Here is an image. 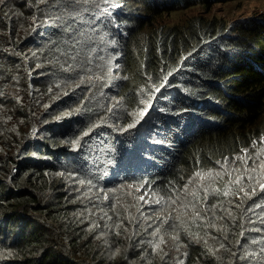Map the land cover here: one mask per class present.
<instances>
[{
    "label": "trees",
    "instance_id": "16d2710c",
    "mask_svg": "<svg viewBox=\"0 0 264 264\" xmlns=\"http://www.w3.org/2000/svg\"><path fill=\"white\" fill-rule=\"evenodd\" d=\"M218 1L0 0V264H264L247 241L246 161L209 171L264 131V17L160 18ZM93 19L107 22L104 40ZM168 77L186 89L158 91ZM146 126L163 156L125 165L138 143L148 148ZM89 127L102 160L85 169L70 147H85L78 135ZM97 168L99 180L117 176L100 188L85 173ZM122 169L162 195L150 219Z\"/></svg>",
    "mask_w": 264,
    "mask_h": 264
},
{
    "label": "clouds",
    "instance_id": "9594fccd",
    "mask_svg": "<svg viewBox=\"0 0 264 264\" xmlns=\"http://www.w3.org/2000/svg\"><path fill=\"white\" fill-rule=\"evenodd\" d=\"M117 7H115V8H117ZM45 20H49V17L48 16L45 17ZM38 24H36V26L33 30L35 31L34 32L35 35H37L36 32L40 30L41 33H40V35H38V38L41 40V38L45 37L48 34V29L45 28L44 26L42 27L43 23H38ZM38 65H41V64H38ZM28 79H29V83H30V88H33L34 85L31 84V80H32L31 75L29 76ZM170 104L171 103H169L168 105H170ZM39 128L40 127L38 125V122L35 119L32 120L30 128H29V136L32 139H36ZM109 131L110 130H107L105 132H109ZM148 131H149V126H146L143 129V133H144V139L146 140L145 142H146L148 148L143 147V145H142V147L140 148V151H139V155L141 157L142 156H148V154L150 153V150H151L153 153H156L158 156H163L162 149H159V147H160L159 145L161 142V140L159 139V136L154 135V129H153V131L146 137V134L148 133ZM119 132L120 131H118V133ZM97 134H98V132H94L92 127L86 128V129H84L83 132L79 133L78 136L86 138L87 141H85V144H84L85 147L83 149H82V146H80V143H78V146L80 147V149L77 148V144H76L77 140L76 139H75L74 143L71 145V147H70V149L72 150L71 153L76 158V160L74 161L75 165L77 164V162L83 161L84 168L90 169V168H94L96 164L101 162V160H102L101 153L99 152L98 149L96 151H94L96 149V146L103 142L102 139H100ZM260 135H262L264 137V131H261ZM89 137H90V141L88 144ZM254 141L257 142V144H258V140L256 138L254 139ZM263 142H264V140H263ZM258 145L263 146L261 144H258ZM249 148L250 147L247 146V147H245V150L247 151ZM130 164L132 165V167L134 166V164H132V163H130ZM244 168L246 171L249 172L248 179L250 181H253V183H254L252 186L253 193L250 195V207H249V211L251 212V219L253 221V225L250 229L251 235L248 237L247 241L251 242L250 243L251 245H257V249H255V250L260 249L259 251H261L262 257H264V154L255 158V159L246 161ZM124 169H122V171L120 170L118 174L119 175L123 174ZM74 170H75V167H74ZM218 172L219 171L210 172V173L215 174ZM124 174H126V173H124ZM235 175H237L238 185L242 186V184H243L242 179L243 178L239 177L237 172H234L233 174H231L232 177H234ZM73 176L74 175H72V178H74ZM116 176H117L116 172L111 173L109 177H104V179L102 180V183L105 182V183L109 184L111 179L116 178ZM95 183L96 182H94V181L91 183H88V178H80L79 185L83 186L85 184L86 185L90 184L91 189L97 190ZM241 190L246 192L247 188H242ZM114 191H116V189ZM105 193L109 194V191H107ZM133 194L139 203L142 214L145 216H148V219L151 218L149 216L150 213H154V212L159 211L158 207H157V204H159V202H160V200L158 199V191L144 190V191L133 193ZM109 196L110 195H108L107 197H109ZM250 254H254V252L251 251ZM86 260L90 264L95 263V260H93L91 257H87ZM186 262H187V257L184 260L183 264H186Z\"/></svg>",
    "mask_w": 264,
    "mask_h": 264
},
{
    "label": "rangeland",
    "instance_id": "374dc122",
    "mask_svg": "<svg viewBox=\"0 0 264 264\" xmlns=\"http://www.w3.org/2000/svg\"><path fill=\"white\" fill-rule=\"evenodd\" d=\"M112 1L113 0H109V2L111 3ZM126 3L124 5H126ZM113 6L117 7L118 5L117 6L113 5ZM132 7H135V6H132ZM112 10H114V8ZM192 15H200L205 19H225L230 23V26H231V24L237 20H242L246 18L264 17V0H227V1L219 0L218 2L213 3L212 5H209V6L194 5V7L176 10L171 13H166L160 18L163 20V22H166V24L167 23H178V22L184 21L185 19H187L188 17ZM157 20H158V16H157ZM59 25L63 26L64 24L60 22ZM101 37L102 35L99 34L98 38L102 40ZM97 44H98V47L102 45V43H99V42H97ZM96 50H97V47L95 45H92L88 53L86 54V56L87 57L93 56ZM109 55L111 56V52H109L108 55H103L101 53H98V60L101 62H105L106 57ZM121 58L122 57H120V59ZM120 62H122V60H119V62L117 63H120ZM115 64L109 63V66L115 65ZM172 66H177V69L183 68V64L181 62L180 63L176 62ZM123 73L125 75V72ZM184 81L185 80L183 79V82H178V84H175L173 83V81L171 82V80H169V77H168L166 78L164 85L158 88V91L162 87L171 88L173 86H178V88H180L183 91L186 89L184 85ZM63 82L64 81L62 80V83ZM261 124H263L264 126V119L261 121ZM256 139L258 140V144H261L263 146H259L257 142L253 141L251 142L252 144L249 145L250 148L245 153L234 154L233 156L226 157L220 160L219 162H217L215 165L211 166L209 168V171H215L219 168V166H222V165H232L238 162H245V161L252 160V159H255L263 155L264 154V142H263L264 137L260 135L259 138H256ZM116 141H117L116 139L113 140V142H116ZM91 171H94L93 176L97 177V179L101 178L100 177L101 170L99 168L93 169V170H87L85 171V173L91 172ZM128 174L133 177H136V175L133 172H129ZM123 175L124 173L121 174L120 177ZM122 180L127 184V186L130 187L133 193L141 192L144 189L139 183L138 179H131V178L124 177V179ZM88 183H91V181L88 180ZM101 183H102V180H99L98 185L100 188H101ZM162 198H163L162 195L158 192V199L161 200ZM174 200H177V198H174Z\"/></svg>",
    "mask_w": 264,
    "mask_h": 264
},
{
    "label": "bare ground",
    "instance_id": "6f19581e",
    "mask_svg": "<svg viewBox=\"0 0 264 264\" xmlns=\"http://www.w3.org/2000/svg\"><path fill=\"white\" fill-rule=\"evenodd\" d=\"M93 21L94 22H97L98 24H100V25H98L95 29H96V31H98L99 32V34H101L102 35V40L104 39V33H105V31H106V25H107V22L106 21H101L100 19H93ZM141 144H137V146H138V149H140L139 148V146H140ZM139 157H140V155L139 154H132L129 158H128V162L125 164V165H129L130 163H132V164H134V166L135 167H138V163H141L140 165V167H142V168H144V165L142 164V161H141V159H139ZM93 174V171H92V173H89L88 175H92ZM125 175V177H127V178H131V179H137V177H133V176H131V175H129V174H124ZM139 183L141 184V186L143 187V182H141V181H139ZM144 188V187H143Z\"/></svg>",
    "mask_w": 264,
    "mask_h": 264
}]
</instances>
